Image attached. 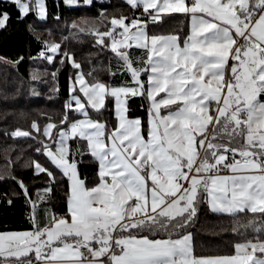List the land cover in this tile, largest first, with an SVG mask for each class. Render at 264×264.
<instances>
[{"label":"snow or ice","instance_id":"snow-or-ice-1","mask_svg":"<svg viewBox=\"0 0 264 264\" xmlns=\"http://www.w3.org/2000/svg\"><path fill=\"white\" fill-rule=\"evenodd\" d=\"M126 3L141 14L114 16L106 30L93 27L90 34L115 53L130 74L128 82L90 81L72 53L60 43L44 42L41 57L52 61L60 52L76 70L60 123L43 129L32 123L44 138L35 151L46 154L69 180L67 212L58 217L44 209L45 220H37L56 176L33 161L34 174L46 175L51 183L33 200L17 181L30 203L33 227L0 232V264H264V0ZM5 5L21 20L32 12L47 16L46 0H0V30L11 19ZM174 14L188 20L183 39L175 33L150 34L149 25ZM133 47L146 52V59L134 61ZM134 97L148 101L146 130L140 118L128 115ZM108 100L114 101L117 119L111 128L90 115L106 110ZM69 113L84 118L69 119ZM11 135L32 133L17 129ZM71 141H83L85 149L74 150ZM76 151L95 160L98 184L87 186ZM201 201L212 212L251 213L253 219L237 221L233 231L253 238L235 243L231 255L196 256L185 229Z\"/></svg>","mask_w":264,"mask_h":264},{"label":"trees","instance_id":"trees-1","mask_svg":"<svg viewBox=\"0 0 264 264\" xmlns=\"http://www.w3.org/2000/svg\"><path fill=\"white\" fill-rule=\"evenodd\" d=\"M46 6L45 18L41 19L32 12L22 20L18 19V12L14 8L7 5L3 8L11 13V19L7 27L0 30V230L33 227L30 203L17 181H23L33 200H36L38 192L51 183L46 175L34 174V169L29 167L33 161L53 171L56 176L55 183L51 184V197L37 212V220L41 223L45 220L44 209L56 214L67 212L68 178L62 176L49 162L46 154L35 151L40 147L37 141L44 138L32 129V123L36 122L41 129L50 122L60 123L65 114V104L70 100L69 78L75 76L76 70L60 52L53 54L52 61L41 57L40 52L46 51L44 42L60 43L63 51L72 53L76 61L81 63L86 76L92 72L91 77L87 76L90 81L95 78L109 86L130 81V74L125 73L124 65L115 53L98 45L90 30L95 27L104 31L112 17H136L141 12L134 11L123 0H94L91 5L81 3L76 6H69L64 0H46ZM101 13L106 16H101ZM74 24L78 28H85V31L79 32L78 28H73ZM187 31L188 20L181 14L166 18L162 24L149 25L150 34L177 33L181 39ZM146 55V52L136 47L130 50L134 61H142ZM136 66L145 67L143 63ZM142 79L146 80L147 76H142ZM129 109L130 115L141 116L146 125L147 99L132 98L129 100ZM79 115L69 113V119ZM98 115L108 120L109 127L115 126L112 100L106 102V110ZM17 129L29 131L32 136H12L11 133ZM74 142H71L74 150L77 147L84 149L81 143ZM74 158L79 161V171L86 182L94 183L97 179L95 160L87 154L81 157L79 151L75 152ZM249 219H253L251 213L230 216L212 212L208 204L201 201L197 205L196 216L185 231L192 234L196 255L231 254L235 243L253 238L249 232L240 235L233 231L237 221L245 224Z\"/></svg>","mask_w":264,"mask_h":264},{"label":"crops","instance_id":"crops-1","mask_svg":"<svg viewBox=\"0 0 264 264\" xmlns=\"http://www.w3.org/2000/svg\"><path fill=\"white\" fill-rule=\"evenodd\" d=\"M94 1V0H93ZM123 1H125L126 2V0H123ZM81 3H83V4H85L84 3V0H77V2L75 3V4H72V5H69V6H76V5H79V4H81ZM68 5V4H67ZM87 5V4H86ZM136 9V8H135ZM188 32H189V24H188V31H187V33H186V35L188 34ZM165 34H170V33H165ZM175 34H177V33H175ZM185 35V36H186ZM183 39V38H182ZM229 78V76H228V73L226 72V74H225V79L227 80ZM101 81V80H100ZM101 82H104V81H101ZM106 85H108L106 82H104ZM113 103H114V101H112V105H113ZM213 107H215V104H213L212 105ZM113 109H114V105H113ZM90 115L92 116V118L93 119H96V120H102L101 122H106V124L108 125V120L105 118V117H99V115L97 114V113H95V112H90ZM128 115H129V117L130 118H140L141 120H142V122H143V119L141 118V116H138V115H130L129 113H128ZM80 117H82L81 115H79V117H77V118H80ZM84 118V117H83ZM147 122H148V114H147V117H146V125H144V129L146 130L147 129ZM117 125V119H116V124H115V126ZM114 126V127H115ZM108 127H109V125H108ZM111 128V127H110ZM71 142H74V141H71ZM71 142H70V144H71ZM75 143V142H74ZM79 143H81L82 144V146L84 147V149H85V144H84V142L83 141H80ZM78 143V144H79ZM97 170H98V165H97ZM226 174V173H225ZM81 177L82 178H84L82 175H81ZM68 183H69V180H68ZM87 183V182H86ZM99 183V180H98V178L96 179V181L94 182V183H92V184H88L87 183V186L88 187H92V186H94V185H96V184H98ZM65 214L66 213H61V214H57L58 215V217H62V216H65ZM29 230H32V229H13V230H0V232H24V231H29ZM190 233V232H189ZM192 235V234H191ZM156 238H164V237H156ZM192 246H193V239H192ZM194 251V250H193ZM195 254V253H194ZM231 254H234V252L233 253H231ZM231 254H217V255H231ZM196 255V254H195ZM196 256H198V257H200V256H216V255H196Z\"/></svg>","mask_w":264,"mask_h":264},{"label":"rangeland","instance_id":"rangeland-1","mask_svg":"<svg viewBox=\"0 0 264 264\" xmlns=\"http://www.w3.org/2000/svg\"><path fill=\"white\" fill-rule=\"evenodd\" d=\"M133 10L136 11L134 8H133ZM136 12H139V11H136ZM140 12H141V11H140ZM75 74H76V73H75ZM86 79H88L87 76H86ZM113 105H114V103H113ZM78 117H79V116H78ZM75 119H83V117L75 118ZM100 121H102V120H100Z\"/></svg>","mask_w":264,"mask_h":264},{"label":"built area","instance_id":"built-area-1","mask_svg":"<svg viewBox=\"0 0 264 264\" xmlns=\"http://www.w3.org/2000/svg\"><path fill=\"white\" fill-rule=\"evenodd\" d=\"M134 9H135V8H134ZM135 10H136V11H139V12L141 11V9H135ZM229 64H231V61L229 62ZM238 158H239V157H238Z\"/></svg>","mask_w":264,"mask_h":264}]
</instances>
